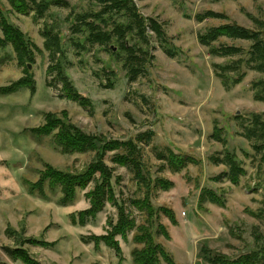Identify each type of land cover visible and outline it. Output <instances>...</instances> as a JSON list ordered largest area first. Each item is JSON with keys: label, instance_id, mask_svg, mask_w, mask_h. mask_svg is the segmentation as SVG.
<instances>
[{"label": "rangeland", "instance_id": "rangeland-1", "mask_svg": "<svg viewBox=\"0 0 264 264\" xmlns=\"http://www.w3.org/2000/svg\"><path fill=\"white\" fill-rule=\"evenodd\" d=\"M62 1L67 6H51L43 18L35 20L33 12L17 14L7 0H0L7 21L38 50L34 64L27 63L35 92L21 89L10 95L0 94V264H22L11 259L6 249L24 250L38 264H133L131 251L140 248L132 240L135 231L128 233L125 241L116 237L120 257L103 244L96 249L92 243L82 242V237L105 235L108 221L115 223L117 217L116 209L106 204L85 226L72 224L71 215L89 208L85 195L93 189V183L85 190L76 189L73 202L65 205L59 189L52 190L47 183L44 197L30 192V185L37 182L46 166L79 174L95 159V152L61 153L54 144L56 132L35 136L33 129L44 124L48 113L57 117L65 114L67 122L85 134L107 142L131 141L138 146L155 215L147 222L146 214L133 209L131 217L137 226L150 225L155 243L174 264H209L205 255L231 259L251 250L253 230L264 234V221L256 217L264 198V151L257 153L242 133L253 114H264V101H256L253 90L255 83L264 81V74L247 70L242 64L245 76L226 90L214 67L238 58L211 56L197 42V34L222 24L253 30V18L264 21V0H133L143 18L161 25L168 47L176 52V56L168 57L155 35L149 33L152 59L145 73L133 82L123 67L125 55L116 43L107 47L85 44L81 51L69 41L76 37L70 31L73 15L97 12L99 7L89 0ZM205 12L221 14L224 19L198 22L196 15ZM47 26L59 34L63 71L77 93L88 100L89 107L65 99L56 76H46L51 61L43 47L42 31ZM218 44L241 47L245 52L249 49V44L242 41L220 39ZM27 77L12 48L0 49V88ZM215 127L225 144L213 139ZM168 149L199 164L173 172L164 160H158V155H166ZM225 151L236 157L245 172L237 185L222 176L225 166L211 161L221 159ZM118 154L122 151L104 157V163L120 178L116 196L125 202L144 199L147 186L139 183L130 169L113 163ZM156 179L168 188L154 186ZM203 189L211 191L221 206L198 203ZM161 209L170 212L174 223ZM159 226L166 230L167 238L159 233ZM7 227L47 246L21 245L20 240L17 243L6 236ZM161 264L167 263L161 260Z\"/></svg>", "mask_w": 264, "mask_h": 264}, {"label": "trees", "instance_id": "trees-1", "mask_svg": "<svg viewBox=\"0 0 264 264\" xmlns=\"http://www.w3.org/2000/svg\"><path fill=\"white\" fill-rule=\"evenodd\" d=\"M7 2L12 11L17 14L27 15L29 12H33L35 20L43 18L51 6H67V2L62 0H7ZM89 2L98 6L99 11L71 16V36L76 37L70 38L69 41L76 50L84 51L85 44L107 47L113 42L116 43L118 50L125 55L123 67L132 82L145 73L146 65L152 59L149 53L151 39L149 33L155 35L156 40L168 57L176 56L175 50L168 47L161 25L154 19L143 18L138 13L133 0H89ZM117 17L121 18L122 21L119 22ZM195 19L198 22H202L206 19L219 20L224 18L221 14L205 12L203 15H196ZM252 22L254 25L253 30L237 25L222 24L216 27H208L197 34V42L201 46L206 47L211 56L223 59L238 58V60H232L225 66L216 65L214 67L216 76L220 78L226 90L239 84L245 76V73L241 70L242 64L247 70L264 74V21L253 18ZM0 30V49L10 46L18 63L24 67V73L28 75L27 78H22L8 87L0 88V94L10 95L21 89H28L33 94L35 87L27 70V63L34 64V53L38 52L36 46L7 21L1 10ZM79 35L82 39L77 37ZM42 37L44 39V50L49 53L51 61L46 76H56L55 81L61 83L65 99L77 103L81 107H89L90 103L88 100L77 93L63 71L62 59L64 52L59 34L55 32L54 28L47 26L42 31ZM220 39L246 42L249 44V49L245 52L241 47L218 44ZM49 86L51 85L48 83ZM253 90L255 91L254 99L256 101H264V81L255 83ZM54 132H56L54 134V144L60 149L61 153L95 152V159L79 174H71L46 166L40 172L37 182L30 185V192L36 191L38 195L44 197L43 188L47 183L50 189H59L62 195L61 202L65 205L73 202L76 189L85 190L88 185L93 183V189L85 195L89 208L78 212L76 215H71L72 224L81 227L85 226L88 221L94 220L102 212L106 204L116 209L117 217L115 223L108 221L109 230L105 235L82 237V242L85 244L92 243L96 249L100 244H103L108 249L113 250L117 257H120L122 253L116 237L119 236L125 241L127 234L135 231L132 240L140 248L131 251L133 264H161V260L167 264H174L163 247L155 243L150 231V225L147 223L137 226L135 219L131 217L133 209L138 213L146 214L149 219L147 222L151 221L155 215L148 197L149 179L143 174V167L140 161L141 152L138 146L131 141L107 142L102 137L98 138L85 134L79 128L68 123L65 114L57 117L48 113L44 118V124L39 128L33 129V134L37 137L50 136ZM242 137L252 142V147L257 153L264 151V114L252 115L250 123L245 127L243 126ZM213 139L216 142L225 144V139L220 136V130L217 127L214 128ZM116 150H121L122 154L116 155L112 160L113 163L130 169L134 173L135 179L147 186V195L144 199H128L125 202L116 196L115 188L120 178L113 174V168L108 167L104 163L106 153ZM158 160H164L168 168L173 172H179L188 165L196 166L199 164L196 159L187 155H176L169 149L166 150V155L159 154ZM211 161L215 165L226 167L227 170L222 176L232 185H237L240 177L245 175L240 162L228 151H225L221 159L211 158ZM154 186L164 190L168 188V186L163 185L160 179L155 180ZM205 201L216 206H221L222 204L211 191L203 189L199 195L198 203L202 204ZM261 203L262 208L258 211L256 217L264 221V198ZM161 210L174 223L170 212ZM158 231L166 238L168 237L166 230L162 226L158 227ZM5 234L9 238H13L17 243L20 240L21 245L47 246V244L39 240L25 239L23 232L19 233L10 227L6 228ZM252 238L253 248L239 256L230 259L221 255L212 257L205 255V260L209 264H264V234L254 229ZM6 252L11 259L20 261L22 264H38L24 250L6 249Z\"/></svg>", "mask_w": 264, "mask_h": 264}]
</instances>
